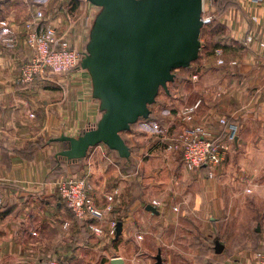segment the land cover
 I'll return each instance as SVG.
<instances>
[{"label":"crops","instance_id":"crops-1","mask_svg":"<svg viewBox=\"0 0 264 264\" xmlns=\"http://www.w3.org/2000/svg\"><path fill=\"white\" fill-rule=\"evenodd\" d=\"M222 1L228 7L216 15ZM209 4L221 28L217 34L226 59L238 65L218 67L212 53L208 62L202 56L199 65L191 67L200 68L199 81L187 77L190 69L175 75L176 89L164 101L175 112L156 103L150 107L151 119L134 125L129 137L122 135L131 150L129 160L99 145L85 159L71 162L56 159L65 144L53 140L78 138L95 125L102 117L100 102L93 97L89 73L80 66L65 74L47 71L30 85L18 83L22 67L34 54L26 43L25 24L42 11L45 22L85 55L100 9L87 0H0V264H111L115 258L123 264H157L159 256L163 264H254L258 254L264 259V60L258 45L264 32V0ZM215 28L208 29L209 36ZM251 34L255 41L246 44ZM9 38L16 40L13 47L5 42ZM199 101L194 124L212 128L225 117L239 126V133L233 144L226 135L219 138L227 145L220 165L189 172L181 155L167 151L166 143L184 127L179 111ZM158 119L163 120L160 131L143 141L136 133L140 123L151 124L150 130L158 127ZM162 169L171 174L158 176ZM69 177L88 179L95 205L112 207L108 221L123 224L119 238L108 235L109 223L100 236L75 217L59 192L58 183ZM251 197L252 207L247 204ZM151 199L157 202L146 203ZM148 206L159 214L147 211ZM246 214L251 216L248 224L238 223ZM187 216L200 218L203 227L178 224ZM168 218L178 222L168 225ZM156 219L165 221L158 235L145 237L147 224ZM233 219L232 229H251L258 235V248L233 254L229 244L217 239ZM137 231L145 232L142 240L132 238ZM198 235L208 239L201 242ZM216 242L224 247L221 254L215 252Z\"/></svg>","mask_w":264,"mask_h":264},{"label":"water","instance_id":"water-1","mask_svg":"<svg viewBox=\"0 0 264 264\" xmlns=\"http://www.w3.org/2000/svg\"><path fill=\"white\" fill-rule=\"evenodd\" d=\"M87 1L100 11L80 67L91 77L102 117L95 129L78 138L54 139L67 146L56 159L80 161L90 149L105 145L129 160L131 150L122 134L149 119L161 89L170 94L174 71L189 69L200 58L204 0ZM146 210L159 214L153 206ZM122 231L119 222L117 238ZM223 250L216 242L215 252ZM156 260L163 264L160 256ZM111 264H123V260L115 258Z\"/></svg>","mask_w":264,"mask_h":264},{"label":"built area","instance_id":"built-area-1","mask_svg":"<svg viewBox=\"0 0 264 264\" xmlns=\"http://www.w3.org/2000/svg\"><path fill=\"white\" fill-rule=\"evenodd\" d=\"M259 2L260 0H253ZM204 9L202 20L204 28L214 22V14H205ZM253 22L257 21L256 17L252 18ZM90 27V21L87 22ZM26 43L34 51L33 57L22 67L18 83L30 85L36 77H45L47 71L56 74H65L71 72L81 65L84 54L73 49L70 43L60 36L55 27L45 22L44 13L38 11L35 19L25 24ZM14 38L6 39L5 42L10 47L15 44ZM254 36L251 34L245 39L246 44L253 43ZM260 57L264 60V32L259 38ZM202 46V45H201ZM213 57L218 67L231 66L235 67L238 62L227 61L223 47H217L213 51ZM200 79V68H195L192 80L194 82ZM201 102L191 106L183 107L178 117L184 124V127L173 135L166 145L169 152L179 153L182 157L183 164L189 172H200L209 168L212 170L222 163L227 150V145L219 141L222 135H226L227 142L233 144L236 142L239 126L231 123L227 118L221 117L216 121V126L209 128L202 125L194 124L196 112ZM212 178L213 174L210 173ZM59 192L68 208L75 217L84 222H88L89 230L96 235H104L105 224L109 223L110 228L108 235L116 234V221H108V213L112 207L107 206L104 209L98 208L94 203L91 194L92 186L88 179H77L69 177L61 179L58 183ZM142 239V235H139ZM48 264H61L59 261L52 260ZM254 264H264L261 255H257V261Z\"/></svg>","mask_w":264,"mask_h":264},{"label":"rangeland","instance_id":"rangeland-1","mask_svg":"<svg viewBox=\"0 0 264 264\" xmlns=\"http://www.w3.org/2000/svg\"><path fill=\"white\" fill-rule=\"evenodd\" d=\"M209 2H211V0H204V9L206 11V13H205L206 15L209 14V6H210ZM215 27H218V25H216ZM218 31L219 30L215 29V32H213L211 36H209V30L208 29L204 30V33L202 32V37H201L202 49L200 52V58L198 61H196L194 64H192L191 67H193V65H194V67H197L199 65L198 62H200V59L202 56H204V58H206L207 59L206 61L208 62V60L211 58V55H212L214 49L216 47H222L221 45L223 43V39L221 38V36H219L217 34ZM191 67L189 68L190 70H187L186 72L184 70H178L174 74L179 76L180 74H182L184 72L185 73L190 72L189 74L187 73V77H188V75H193L195 70L192 68V71H191ZM210 67L212 70L219 72V70L214 68L213 64H211ZM222 76L218 77V80H220V82H221ZM175 84H176V82L174 81L173 83H170L168 86L170 95L173 94L174 89H176ZM218 87H221V83H218ZM167 96H168V94L163 89H161L156 103L157 104L160 103L162 106H164L166 108H170L171 109L170 112H175V109L173 108L174 106H170L169 104L164 103V101L167 99ZM162 119L155 120L157 122L156 125H158V127L157 128L153 127L150 130H149V127H150L149 125H151V124L141 122L140 126H139L140 132H136L137 135L139 137H143L144 138L143 141H148V142L151 141L152 139L150 137L152 135L156 136L155 134H157L160 131L161 126H163V120ZM151 130H154V132H150ZM123 136L129 137V134L124 133ZM154 136H152V137H154ZM141 143L143 144L144 142H140V144ZM169 172H170L169 169H162L161 173L158 176L168 177L171 174ZM150 202H152V203L157 202V200L151 199L150 201H148L146 203L151 204ZM254 202L255 201H254L253 197L247 199V204L250 205V207L254 206ZM246 215L247 216L244 217L242 220L238 219V223H240V221H241V224H243L242 222H244V225H247L251 216L249 214H246ZM177 222L178 221L171 220V218H168L166 221V223H168V225L169 224H176ZM164 223H165L164 220H158V219H156V221H151L146 226V230L147 231L150 230V232H147V234H146L147 236H145V237L154 238L155 236H157L159 233L158 228H161ZM178 224H180L184 228L188 227L189 229H191V228L197 229V228L203 227V223H202L200 218H198V219L197 218H191L190 216H187L184 219H181ZM234 224H235L234 219L232 221L230 220V222L227 223L228 229L226 231H224L223 234L219 233L220 236L221 235L222 236L220 238H217V239L222 240L223 242L229 244V247L231 248L230 252H232L233 254L239 253L240 251H249L250 252V251H253L254 249L259 247L258 235L253 230L250 231L251 229H249L248 233L239 232L237 230L232 229V226ZM229 227H230V230H229ZM136 229H137V227H136ZM144 233L141 231L140 232L137 231V233H134V236L132 238H134L136 241L142 240L139 238V235H142ZM189 234H190V231H189ZM194 237H192V239H194ZM198 237H199V240L201 242H202L201 238H203V240L208 239L207 237H204V236L202 237L201 235H198ZM244 241H247V242L244 243ZM200 251H202V253H203L202 255H204L206 253L205 248L204 249L202 248V250H200ZM234 251H236V252H234Z\"/></svg>","mask_w":264,"mask_h":264},{"label":"trees","instance_id":"trees-1","mask_svg":"<svg viewBox=\"0 0 264 264\" xmlns=\"http://www.w3.org/2000/svg\"><path fill=\"white\" fill-rule=\"evenodd\" d=\"M228 7V3L227 2H225V1H222V2H220L219 4H218V11H217V13H216V15H218V13L219 14H222L223 12H224V10L226 9ZM215 22H216V19L214 20V22L210 25V26H208V27H206V28H204L203 30H202V32L204 33V30H206V29H210L211 27H213V25L214 26H216L215 25ZM217 24V23H216ZM215 29H217V30H219L218 31V33L220 32V30H221V28H219V27H216ZM215 29H213V30H215ZM201 37H202V35H201ZM217 48V47H216ZM180 70H184V69H180ZM178 71V70H177ZM176 71H174V73H175ZM101 119V118H100ZM149 119H151V116L149 117ZM143 120V119H142ZM99 122V121H98ZM97 122V123H98ZM97 123L95 124V125H92V126H90V127H88L84 132H87V131H90V130H93V129H95L96 128V126H97ZM83 132V133H84ZM82 133V134H83ZM123 135V134H122ZM67 146L65 145V148H66ZM64 148V149H65ZM112 151V150H111ZM115 152V151H114Z\"/></svg>","mask_w":264,"mask_h":264}]
</instances>
